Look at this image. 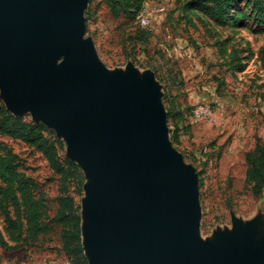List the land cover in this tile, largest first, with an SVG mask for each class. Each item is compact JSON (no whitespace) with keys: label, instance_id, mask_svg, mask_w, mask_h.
Wrapping results in <instances>:
<instances>
[{"label":"water","instance_id":"1","mask_svg":"<svg viewBox=\"0 0 264 264\" xmlns=\"http://www.w3.org/2000/svg\"><path fill=\"white\" fill-rule=\"evenodd\" d=\"M89 0H0V99L62 138L86 178L88 264H264V223L199 235L197 177L166 137L154 74L109 73L84 39Z\"/></svg>","mask_w":264,"mask_h":264},{"label":"rangeland","instance_id":"2","mask_svg":"<svg viewBox=\"0 0 264 264\" xmlns=\"http://www.w3.org/2000/svg\"><path fill=\"white\" fill-rule=\"evenodd\" d=\"M106 3L89 0L83 37L92 40L109 73L132 65L140 74H154L167 140L197 177L200 238L213 242L215 233L231 230L232 217L264 223V192L254 197L244 183L245 155L257 142L264 145V9L257 12L249 0H241L217 21L202 12L196 0H144L138 14L112 18ZM141 11L152 15L148 29L138 24ZM201 104L209 113L197 117L195 108ZM5 112L10 114L0 99V115ZM15 118L35 124L29 114ZM44 128L60 162H72L65 141ZM0 141L17 156L21 175L36 185L31 191L43 197L51 220L58 208L59 175L34 147L7 137ZM77 167L75 177L65 168V184L80 229L87 181ZM1 198L0 264H70L61 249L60 226L26 242L24 222L20 231L18 225L12 230L7 219L15 221L14 209Z\"/></svg>","mask_w":264,"mask_h":264},{"label":"trees","instance_id":"3","mask_svg":"<svg viewBox=\"0 0 264 264\" xmlns=\"http://www.w3.org/2000/svg\"><path fill=\"white\" fill-rule=\"evenodd\" d=\"M241 0H196L198 8L217 21L222 20L227 10ZM257 12L264 9V0H249ZM144 0H107L106 6L112 18L120 15H133L141 8ZM140 12V11H139ZM42 124L24 123L8 113L0 115V139L3 137L20 140L34 147L47 160L51 170L59 175L60 187L58 208L50 220L46 214L45 204L41 195L31 191L36 185L25 179L19 172L20 163L15 154L0 141V194L1 200L11 203L15 221L7 222L12 230L18 229L24 222L25 241H36L40 236L50 234L54 225L60 226L61 249L70 264H86L80 241L79 217L71 196L67 194V171L73 177L78 174V167L68 160L63 164L57 157L53 144L44 135ZM245 181L254 197L264 192V145L257 142L252 151L245 155ZM19 195V197L17 196ZM21 201L22 206L19 204ZM21 236V233H19Z\"/></svg>","mask_w":264,"mask_h":264},{"label":"built area","instance_id":"4","mask_svg":"<svg viewBox=\"0 0 264 264\" xmlns=\"http://www.w3.org/2000/svg\"><path fill=\"white\" fill-rule=\"evenodd\" d=\"M138 24L141 28L143 29H148L151 26V22H152V15L149 12H145V11H141V13L138 16ZM208 110L206 108V106H204L203 104L198 105L195 108V115L197 117H201V116H207L208 115Z\"/></svg>","mask_w":264,"mask_h":264}]
</instances>
